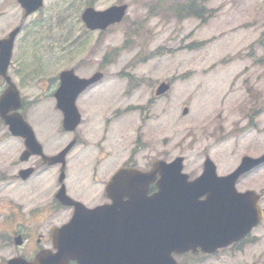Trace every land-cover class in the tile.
Returning a JSON list of instances; mask_svg holds the SVG:
<instances>
[{"label":"rangeland","instance_id":"1","mask_svg":"<svg viewBox=\"0 0 264 264\" xmlns=\"http://www.w3.org/2000/svg\"><path fill=\"white\" fill-rule=\"evenodd\" d=\"M176 1L44 0L23 16L17 0H0V37L22 25L8 73L25 100L24 117L45 134V151L56 152L74 136L63 132L54 106L59 71L105 74L76 101L82 122L75 135L85 146L77 144L68 161L69 189L77 179L72 168L83 161L91 167L97 160L101 180L123 162L147 168L154 159L177 156L190 175L199 174L206 155L225 174L242 156L264 153V0H195L204 21L176 17L170 9ZM116 3L128 6L123 21L103 33L85 27L80 14L87 5L103 10ZM157 4L160 10L149 13ZM161 80L171 87L157 97ZM4 87L0 78V93ZM41 89L47 97L37 102L32 98ZM20 148L0 119V163L10 167ZM240 179V190H264V164ZM260 205L264 210V194ZM176 258L181 264H264V219L235 246Z\"/></svg>","mask_w":264,"mask_h":264},{"label":"water","instance_id":"2","mask_svg":"<svg viewBox=\"0 0 264 264\" xmlns=\"http://www.w3.org/2000/svg\"><path fill=\"white\" fill-rule=\"evenodd\" d=\"M27 12L35 10L41 0H19ZM126 5L111 6L104 11H95L88 7L82 14V19L91 28L104 29L110 23L120 21ZM19 28L11 31L6 38L0 39V74L5 76L9 86L0 97V115L14 135L24 138L25 150L23 157L32 153H41V146L34 137L30 126L22 116L11 109L20 107L17 89L6 76V69L11 56L14 36ZM97 72L92 77L78 78L72 70L60 73V85L55 92L57 107L63 112V127L66 130L75 128L80 115L75 106L77 95L88 84L101 78ZM169 84L160 83L156 94H162ZM185 108L183 112L185 113ZM73 141L58 155L45 157L48 163L62 160ZM181 158L165 167V173L158 184V191L152 196H146L144 191L126 192L128 199L114 197L112 205L88 210L86 213L78 209L76 218L72 219L66 234L62 253L65 263L71 258L79 264H92L93 261L105 263V250H113L112 262L122 260V264H177L171 252L181 253L188 249L213 252L236 241L251 229L261 217L256 199L258 195L248 191L239 193L235 190V205L233 198L234 182L238 176L264 161V154L258 158L243 157L240 166L227 176L218 177L215 166L209 160L204 163L202 175L194 182H187V174L181 173ZM160 161V160H157ZM163 163L156 162L159 169ZM144 173L137 169L123 167L116 174L123 177L128 184L134 186L141 181ZM139 185V184H138ZM222 185V187H219ZM203 201H197L200 195L209 192ZM57 197L65 204L72 201L65 195L63 189ZM74 215V216H75ZM112 239L111 244L109 239ZM101 251L102 259L93 251ZM122 251V256H116L115 251Z\"/></svg>","mask_w":264,"mask_h":264},{"label":"flooded vegetation","instance_id":"3","mask_svg":"<svg viewBox=\"0 0 264 264\" xmlns=\"http://www.w3.org/2000/svg\"><path fill=\"white\" fill-rule=\"evenodd\" d=\"M37 135L39 140L43 139L40 131ZM3 163H0V264H8L9 261H14V264H43L48 249L52 247L51 230L62 224L65 209L55 199L59 184L54 181L50 190L48 187L49 171L52 168L56 171L59 165L49 166L39 155L13 159L8 168ZM25 168L30 172L23 177L20 171ZM90 172L88 169L84 175ZM112 173L103 178L104 187ZM52 176L53 173L50 178ZM89 178L96 181L94 170ZM100 194L106 198L104 190Z\"/></svg>","mask_w":264,"mask_h":264},{"label":"trees","instance_id":"4","mask_svg":"<svg viewBox=\"0 0 264 264\" xmlns=\"http://www.w3.org/2000/svg\"><path fill=\"white\" fill-rule=\"evenodd\" d=\"M174 8L180 15L199 18L201 17V15L199 14V12L201 11V7H199L195 0L179 1L174 5Z\"/></svg>","mask_w":264,"mask_h":264}]
</instances>
